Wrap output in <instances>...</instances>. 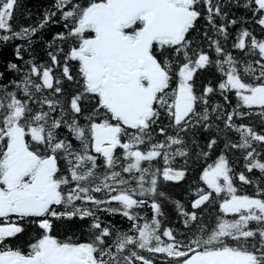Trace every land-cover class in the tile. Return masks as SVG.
Returning a JSON list of instances; mask_svg holds the SVG:
<instances>
[{"label":"snow or ice","instance_id":"obj_1","mask_svg":"<svg viewBox=\"0 0 264 264\" xmlns=\"http://www.w3.org/2000/svg\"><path fill=\"white\" fill-rule=\"evenodd\" d=\"M18 2L0 0V30L9 33L0 34V42L30 37L37 31L36 27L13 30ZM228 2L250 11L264 33V0ZM55 6L63 10L60 18L67 32L58 33L54 40L69 47L66 52L57 47L49 56L52 65L62 66V73L56 76L52 67L29 61L30 68L21 79L10 82L16 91L0 85V264H155L142 253L163 254L165 264H264V187L257 189L256 196L238 194L233 170L223 154L202 170L199 180L206 188H198L191 201V209L202 213L213 199L219 200L214 226L208 228L197 211H185L179 202L176 208L185 227L192 230L194 226L196 234L177 239L170 228L162 229L158 219L163 215L158 198L167 196L159 190V177L164 182L185 178L184 170L169 166L176 156L189 155L181 133L196 125L211 127L207 105L215 89L206 85L198 96L194 77L213 63L223 76L218 87L225 101L229 100L226 94L234 92L236 109L249 110L227 114L225 129L239 133L240 140L225 146L242 150L247 173L258 170L264 177V39L240 29L232 47L258 57L244 61L241 71L240 61L209 35L211 31L227 40L228 26L238 23L226 19L220 0H56ZM55 15H46L39 27ZM201 18L208 30L190 39L192 31H199ZM218 18L225 22L218 24ZM197 40L208 43L215 61ZM21 51L16 49L18 59ZM7 71L22 70L9 62ZM3 75L0 72V80ZM66 81L76 84L70 100L59 98ZM45 89L56 98L43 95ZM198 102L205 105L199 113ZM219 107L211 111L218 113ZM58 109L59 114L53 115ZM253 109L259 111L253 113ZM252 114L260 120L261 131L233 122L234 116ZM223 115L218 113L216 118ZM164 118L169 123L160 126L159 133L165 139L154 141L155 126ZM167 128L174 134H168ZM61 129H67V134ZM69 137L79 142V148ZM216 143L212 139L207 148L213 149ZM158 157L166 166L152 171ZM144 162L149 166L144 167ZM236 177L243 185L254 183L244 172ZM95 193H103L104 198ZM145 206H150L153 216L140 224L142 217L136 210ZM98 212L127 218L132 234H114ZM76 217L91 221L87 240H60L51 234L50 218ZM25 225L37 229L32 242L26 249L13 246L10 241L26 231Z\"/></svg>","mask_w":264,"mask_h":264},{"label":"trees","instance_id":"obj_2","mask_svg":"<svg viewBox=\"0 0 264 264\" xmlns=\"http://www.w3.org/2000/svg\"><path fill=\"white\" fill-rule=\"evenodd\" d=\"M221 4L224 6V11L228 13L226 19H237L238 23L235 25H229V38L224 40L223 37L209 31V35L213 39H218L221 45L224 47L226 52H231L241 64V71L243 62L249 59L255 60L258 57H249L245 56L242 52L232 47L234 40L236 39L237 34L241 28H247L251 31L257 39H264V33L261 32L260 26L254 23L255 17L252 16L250 11H245L243 8H236L229 6L228 0H220ZM56 0H19L18 6L16 8V13L14 19L12 20V28L14 31H19L21 28H31L36 27L37 31L33 33L30 37L16 38L8 42H0V72H3V79L0 80V85H6L7 90L16 91L15 87L10 83L13 80L19 81L21 76L30 68L28 64L31 61L33 64L39 66H50L53 68V72L56 76H59L62 73L61 68H56L55 65L51 64V58L49 52H55L57 47H63L65 52L68 50L69 45L61 44L59 41L54 40V37L60 33L64 32L66 34L67 29L64 28V21L60 18L62 16V11L56 8ZM67 10V9H65ZM55 12L56 15L52 16L51 20L46 24L45 27L40 28V23L43 22L44 17L50 13ZM224 20L217 19V23H224ZM197 29L199 31H192L190 34V39H196L203 35L204 31H207L206 21L201 18L197 22ZM0 34H9L4 33L3 30H0ZM202 50L210 53L211 59L215 61L217 56L212 48L208 46V43L203 40H197ZM20 48L21 57L18 59L16 57V49ZM61 60V65L63 64V53L59 54ZM9 62L16 63L18 67L21 68L20 73H15L7 71V64ZM77 66L73 63L71 66L72 74L76 76ZM36 79V77H33ZM78 79V77H77ZM195 80V91L199 96L203 92L204 86H212L215 91L212 94H209L207 105L209 109V121L211 125L209 128H205L200 125L192 126L187 131V133H181V136L185 140V146L189 151L187 157L176 156L174 159H171L170 165L175 170H184L185 178L179 182H164L162 176L159 177V190L167 194L166 197L158 198V202L161 203L163 215L159 216L158 219L161 222V227L170 228L176 235L177 239L184 240L186 237H191L196 234L195 227L193 226L192 230H189L184 225V218L179 214L176 203L179 202L185 211H197L199 213L198 218L203 221L208 228H211L216 223V217L218 213V199H213L212 203L204 207L203 212L200 210L191 209V201L196 198V191L198 188H206V185H203V182L199 180V176L202 173V170L208 165L213 164V162L218 159V157L223 154L229 161V164L233 170L234 176V186L237 187L238 194L240 195H249L256 196L257 189L264 187V177L261 176V173L258 170H254L252 173H247L244 160V152L239 149H232L230 147L226 148V143L229 141L232 143H238L240 140L239 133L234 130L225 129L224 120L227 117L228 113L233 112L236 109L238 100L234 92H229L226 95L229 96V100L225 101L224 95L221 94V91L218 87L219 83L222 82V74L215 68V65L209 66L205 70H200L198 74L194 77ZM247 80V78H246ZM64 94L59 98L62 100H70L71 95L76 91L75 82H65L64 85ZM41 94H37L40 96ZM43 95L49 96L50 98H56V95L52 93L51 90H44ZM18 98H22V93L19 94ZM87 104V102H85ZM219 105L218 113H223L221 119H217V112H212L211 109ZM38 107L37 105H33ZM45 110L47 106L45 105ZM205 105L198 102L196 106L197 113L202 112ZM237 111H249L247 109H236ZM253 113L259 111L258 109L251 110ZM85 113L87 114V107H85ZM59 109L53 115H58ZM195 119V118H194ZM80 122L84 123L83 117L80 118ZM233 122L236 125L244 124L250 127H253L256 131H261L260 120L255 114L244 115V116H234ZM169 121L164 118L158 126H155L153 133L154 141H162L165 139L164 136H161L159 133L160 126H167ZM62 133L67 134V129H61ZM168 134H174L171 128H167ZM73 145L79 148V142L74 138L69 137ZM216 139L217 143L213 149L209 150L207 144L212 140ZM177 146H174V148ZM258 151L260 150L259 146L256 145ZM144 150L145 146H141ZM202 152H208L207 157L203 156ZM122 150H117V155L120 156ZM264 155V151H262ZM63 166V165H62ZM144 167H148V162L143 163ZM166 165L164 164L163 157H158L155 161L152 162L151 169L156 171L157 169L163 170ZM116 170H119L117 168ZM100 171H103L101 169ZM244 172L246 173L254 183L250 185H243L236 174ZM128 174H124L127 177ZM98 198L103 199V193H95ZM264 198V197H262ZM148 199V198H146ZM79 203V202H77ZM151 199H149V205ZM116 206V205H112ZM140 217L138 223L143 224L145 221H151L153 213L150 209V206H145L143 208L136 210ZM97 215L100 216L101 220L105 225H111L113 232H129L131 227V221H128L127 218L116 214L109 215L106 212H98ZM225 219H232V216L224 217ZM53 222V230L51 234L60 240L71 239L73 242H83L87 240L86 229L90 225L91 221L89 219L80 220L78 217L73 218L72 220H55ZM255 226L254 224L252 225ZM26 231L20 234L16 239L11 240L10 243L13 246L24 247L28 243L32 242L33 237L35 236L37 229L33 225H25ZM129 234H132L129 232ZM163 238V237H162ZM167 239V238H163ZM143 255L153 259L155 264H165L167 258L163 254H157L152 256L148 253H142Z\"/></svg>","mask_w":264,"mask_h":264},{"label":"flooded vegetation","instance_id":"obj_3","mask_svg":"<svg viewBox=\"0 0 264 264\" xmlns=\"http://www.w3.org/2000/svg\"><path fill=\"white\" fill-rule=\"evenodd\" d=\"M172 87L174 88L175 87V80L173 81V83H172ZM22 248H27V246H24V247H22Z\"/></svg>","mask_w":264,"mask_h":264},{"label":"rangeland","instance_id":"obj_4","mask_svg":"<svg viewBox=\"0 0 264 264\" xmlns=\"http://www.w3.org/2000/svg\"><path fill=\"white\" fill-rule=\"evenodd\" d=\"M27 246V245H26Z\"/></svg>","mask_w":264,"mask_h":264}]
</instances>
